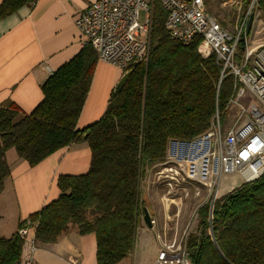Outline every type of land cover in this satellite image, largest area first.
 <instances>
[{
  "label": "trees",
  "instance_id": "1",
  "mask_svg": "<svg viewBox=\"0 0 264 264\" xmlns=\"http://www.w3.org/2000/svg\"><path fill=\"white\" fill-rule=\"evenodd\" d=\"M31 1L1 0L0 19ZM243 6L246 10L248 1ZM254 9L264 19V0H255L250 14ZM165 18L154 1L147 61L128 66L126 82L111 92L103 115L89 125L76 129L97 60L89 45L46 78L30 112L12 102L0 106V193L9 176L5 153L11 148L29 165L72 142L85 141L90 151L88 170L59 175L58 197L28 215L29 223L36 222L35 241L54 242L75 224L79 234H94L96 264L125 258L135 241L146 167L165 159L170 139L191 140L210 126L216 111L224 113L231 75L219 84L214 55L203 58L197 51L201 37L179 44L169 38ZM248 35L244 28L236 53L245 52ZM197 216V232L186 240L193 264H264V173L214 200L211 209L210 201L202 204ZM26 223L20 220L11 236L0 237V264L20 257L18 230Z\"/></svg>",
  "mask_w": 264,
  "mask_h": 264
},
{
  "label": "built area",
  "instance_id": "2",
  "mask_svg": "<svg viewBox=\"0 0 264 264\" xmlns=\"http://www.w3.org/2000/svg\"><path fill=\"white\" fill-rule=\"evenodd\" d=\"M154 1L93 0L74 19L81 45H89L97 60L117 66L123 72L134 61L146 62ZM157 2L166 12L164 27L169 38L188 45L199 35L197 51L203 58L214 55L219 67L218 83L225 75L232 77V93L225 109L230 105L237 107L235 120L225 127L216 111L210 126L191 140L170 139L165 159L155 164L161 172L167 170L165 176L176 183L203 186L211 209L223 174L235 173L237 177L227 187L226 191L230 192L264 173V53H250L246 43L245 52L236 53L247 15L229 33L207 14L203 0ZM141 32H147V40L140 38ZM167 184L172 186L171 181ZM35 226L36 222H27L18 230L23 241L30 236L33 242ZM187 236L185 229L180 234L175 230L169 237L166 233L158 236L161 246L155 263L193 264L186 247ZM72 263L79 264L77 259H72ZM11 264H36V261L28 255Z\"/></svg>",
  "mask_w": 264,
  "mask_h": 264
},
{
  "label": "crops",
  "instance_id": "3",
  "mask_svg": "<svg viewBox=\"0 0 264 264\" xmlns=\"http://www.w3.org/2000/svg\"><path fill=\"white\" fill-rule=\"evenodd\" d=\"M92 1L35 0L33 4L23 5L0 19V106L12 102L26 113L33 109L42 97L40 85L83 47L74 19ZM204 7L222 29L232 33L228 25L209 13L205 3ZM225 8L219 10V18H224V12L229 10ZM237 20L239 18L233 24ZM259 39L264 40V19L261 15L252 19L245 40L247 49L255 48L252 44ZM122 74L117 66L96 60L76 129L103 115L109 96ZM5 159L9 176L4 179L0 193V237L7 238L17 230L20 220L29 222V214L58 197L60 191L56 179L59 175H77L88 170L90 151L85 141H77L59 148L35 165L19 158L12 148L6 151ZM193 202L182 196L162 195L153 196L149 205L152 209L153 204L152 213L155 211L163 220L161 227L166 229L169 228L168 220L178 213L179 222L182 213L187 214L193 208ZM29 237L23 241L20 256L32 255L36 264H73L72 259H77L79 264H96L95 236L93 233L79 234L77 226H69L56 241L37 242V246Z\"/></svg>",
  "mask_w": 264,
  "mask_h": 264
},
{
  "label": "rangeland",
  "instance_id": "4",
  "mask_svg": "<svg viewBox=\"0 0 264 264\" xmlns=\"http://www.w3.org/2000/svg\"><path fill=\"white\" fill-rule=\"evenodd\" d=\"M245 1H248L246 10H244L243 6ZM254 2L255 0H204L209 13L212 16L217 17L225 26L228 25V29L232 30V32H234L235 26H237L241 22L240 20L243 19L245 15H250L251 9L254 7ZM224 7H226L225 9L229 8V10L224 12V18H219L218 12L219 10L222 11V8ZM252 14L253 17L260 15L259 11H257L256 9H254ZM237 17L239 18V20H237V22L233 24V22L238 19ZM140 38L142 40H147V32H141ZM254 43L255 44L252 45H255V48H249L250 53H258L259 51H263L264 53V40L259 39ZM246 105L248 110H250L249 104ZM236 116L237 107L235 105H230L229 107H227V109H225L224 113L219 116V120L221 121L220 123H222V125L224 124V126L226 127L235 120ZM167 172V170H163V172H161L160 166L153 165L151 167H146L144 177L140 181L139 199L140 201H142L143 206L147 208L150 218L153 214V217L151 218L152 227L147 226L146 223L142 221L141 212L143 206H141V212H139L138 222L136 226V235L133 248L125 258L121 259L116 264H156L154 258L158 252L159 247L161 246V242L158 236L162 237L164 233H166L169 237L175 230L178 234H180L184 229L186 230L187 235H190L193 232H197V209L199 206L207 202L206 189L201 185H193L194 183L191 184L192 182L176 183L174 182V179H169L167 176H165ZM169 181H171L172 186H169V184H167ZM236 181L237 177L235 176V173L223 174L219 183L216 199L220 200L222 197H224L228 193L226 191L227 187ZM194 191L197 192V194L195 195L196 200L192 198ZM162 195H165L167 197L182 196L183 199L189 198L190 200L194 201L193 208L191 207L187 214L182 213V216L179 217V222L177 219L178 213L176 214L175 218L168 220L169 228L166 229H162L161 227L160 222H162L163 220H160V217L155 213V211H153L154 213H152V209H154L153 204L152 209L149 205V201L153 196L158 197ZM69 226L76 227L75 224H69ZM34 243L35 246H37V241L34 240Z\"/></svg>",
  "mask_w": 264,
  "mask_h": 264
},
{
  "label": "water",
  "instance_id": "5",
  "mask_svg": "<svg viewBox=\"0 0 264 264\" xmlns=\"http://www.w3.org/2000/svg\"><path fill=\"white\" fill-rule=\"evenodd\" d=\"M252 19H253V14H250L248 16V19H247L246 25H245V31H246V33H248L249 30H250ZM138 63H139V61H134V62H132L131 65H132V67H134ZM131 71H132V69H129V70L125 71L122 74V76L120 77V79L118 80V82L116 83V85H115V87L113 89V93L118 92L122 88V86L126 82L128 76L130 75ZM211 207H212V204H211ZM142 212H143L142 219H143L144 223H146L147 226L151 227L152 221H151L150 215L148 213V210H147V208L145 206L142 207Z\"/></svg>",
  "mask_w": 264,
  "mask_h": 264
}]
</instances>
